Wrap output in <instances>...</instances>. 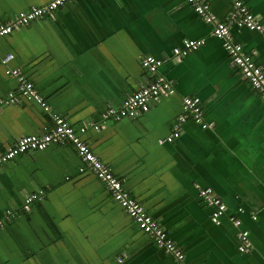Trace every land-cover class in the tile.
<instances>
[{
  "label": "crops",
  "instance_id": "1",
  "mask_svg": "<svg viewBox=\"0 0 264 264\" xmlns=\"http://www.w3.org/2000/svg\"><path fill=\"white\" fill-rule=\"evenodd\" d=\"M206 1L222 20L232 5ZM246 1L264 23V0ZM48 2L0 0V25ZM212 31L186 0H69L15 27L0 36V99L17 96L0 104V148L53 124L6 72L19 68L56 112L85 127V142L191 263L264 264V101ZM232 33L264 69V31L233 25ZM184 38L205 43L173 60ZM147 55L164 59L159 72L175 92L139 116L105 118L151 80L142 66ZM184 96L201 100L207 127L188 118L168 141ZM82 165L70 142L0 165V264H118L124 254L120 264H175ZM204 187L226 204L218 223L200 195ZM34 194L41 197L27 208ZM244 229L252 244L246 252L239 249Z\"/></svg>",
  "mask_w": 264,
  "mask_h": 264
},
{
  "label": "built area",
  "instance_id": "2",
  "mask_svg": "<svg viewBox=\"0 0 264 264\" xmlns=\"http://www.w3.org/2000/svg\"><path fill=\"white\" fill-rule=\"evenodd\" d=\"M67 1L69 0H49L46 5L34 6L29 10L18 13L12 23L0 25V36L10 33L15 27L25 25L44 15L54 13L58 7L64 5ZM186 1L192 5L194 10L206 22L213 25V35L222 40L223 47L230 55L232 62L240 69L244 79L259 92L264 101V69L252 54L245 51L243 44L236 40L232 33L233 25L240 28H248L249 30L264 31V23L250 10L247 1L232 0L228 15L223 20L218 19L211 12L210 5L206 0ZM182 42V45L174 47L173 60L180 61L190 51L196 50L204 44L205 39L184 38ZM163 63L164 59L154 55L145 56L142 59V66L151 76V80L127 97L122 105L110 106L104 111L103 116L105 118L111 117L115 120L127 116L136 117L149 110L152 100H157L161 96L172 95L175 92L173 81L159 72ZM6 72L18 79L20 93L40 103L43 109L51 116L53 124L48 131L42 134L23 135L15 144L5 149L0 148V165L22 153L44 150L50 145L70 142L83 162L81 170L89 169L105 181L113 199L129 213L140 229L153 236L158 246L164 248L174 256L175 264H193L187 259L184 250L171 239L170 232L147 212L139 199L124 188L122 181L115 176L111 168L85 142L82 137L85 127L77 130L62 113L56 112L35 89L32 81H29L21 73L19 68H8ZM16 100L17 96L10 93L7 100L0 99V104ZM182 108L183 113L177 117L178 124L167 137L168 141H173L180 135V125L188 118H191L195 123L201 124L203 127H207L202 118L201 100L198 97L184 96L182 98ZM200 195L204 201L214 206L215 210L213 211L212 218L214 222L218 223L220 216L226 210V204L209 187L201 188ZM38 197H41V195L34 194L28 197L26 199V207L29 208V203ZM240 210L243 211V209ZM239 223L241 225V219H234V224L238 225ZM239 236V249L245 252L249 251L252 247L249 231L246 229L241 230ZM125 256L126 254L118 257V264L122 263Z\"/></svg>",
  "mask_w": 264,
  "mask_h": 264
}]
</instances>
